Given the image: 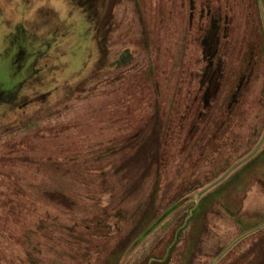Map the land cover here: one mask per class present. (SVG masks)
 I'll use <instances>...</instances> for the list:
<instances>
[{
	"label": "rangeland",
	"instance_id": "rangeland-1",
	"mask_svg": "<svg viewBox=\"0 0 264 264\" xmlns=\"http://www.w3.org/2000/svg\"><path fill=\"white\" fill-rule=\"evenodd\" d=\"M215 11L217 32L230 36L208 59L202 40ZM259 11L257 0H0V264H211L263 224L264 143L252 165L239 171L256 155L195 200L263 138ZM209 84L227 92L243 84L233 138L219 133L222 143L212 145L213 132L202 144L196 137L220 103L214 93L208 110ZM158 119L172 138L155 220L168 216L130 248L154 175L119 169L137 148L126 140L151 133ZM261 253L264 228L217 264H248Z\"/></svg>",
	"mask_w": 264,
	"mask_h": 264
},
{
	"label": "trees",
	"instance_id": "trees-1",
	"mask_svg": "<svg viewBox=\"0 0 264 264\" xmlns=\"http://www.w3.org/2000/svg\"><path fill=\"white\" fill-rule=\"evenodd\" d=\"M258 2H259V0H257V3ZM262 7L264 8V0H262ZM214 15L216 16V18H214L212 20L211 29L208 32V34L206 35V37L202 40L203 54L208 59H212L215 57V54L217 52V45L219 47L221 41H223L224 44L226 45V41L230 36V34L228 32V28H225V27L222 29L220 34L217 32L218 26L221 29V26L219 25L220 13L219 12L217 13V11H215ZM217 16H218V18H217ZM260 22H261V25H260L261 34H262L263 40H264V30H263L264 24H263L261 13H260ZM251 47H252L251 45L247 44L246 53H245V57H244V59H246V61L248 62L244 66V68H246L247 70H249L252 67V65H254L253 60H250V58H249L250 51L252 52ZM220 68L221 67L219 66V70H220ZM219 70H218V68L213 69L215 78H217L218 74H220L219 75V79H220L221 71H219ZM222 76L225 78L224 70L222 71ZM223 77H221V80L222 79L224 80ZM224 85L225 84H209L208 88L206 89V92L204 93L203 97L205 99V103L207 104V107H209V103L211 106V103L214 101V100H211L214 97V96L212 97V95L214 93L216 95H220V97H219L220 103L217 104V106L214 109L216 111L215 117L210 118L209 121L207 122V129L204 130L203 132H201V134L196 135L197 139H199L201 141V142H199L201 144H202V141L206 137L205 132H207L208 130H209L208 133L213 132L211 134V136L213 138L206 141V142H208L209 145H212L215 142L222 143V140L219 139L220 138V135H218L219 133L224 134L223 137H226L228 135V137L233 138L231 131H229L230 130L229 129V126H230L229 122L230 121L232 122V120L230 119V116L232 115V113L235 109V106L237 105L236 102L239 99L237 94H236L237 87L240 85H243V84H237L236 89L234 91H232L233 88L231 86V89L229 90V92H227L226 90H222L224 88ZM246 85H248V84H246ZM239 91H240V87L238 89V92ZM211 108H212V106L209 107L208 110H210ZM164 124H165V122H162L161 119H158L155 122V125L153 126V131H151V133L145 134V131L142 129L135 136H133L134 138L130 137L126 140L127 143H130V145L132 143H133V145L136 144L137 148L135 149L134 153H132L126 159L125 164L122 167H120V169H119L120 173H122L124 177H130L134 173H138V174H140L139 177H141L145 180L148 177V175L150 174V172H153V175H154V183L153 184H154V188H155L154 191H152L150 193V195H148L146 200L143 202L144 206L142 208L141 207L139 208V211H140V209L142 211V219H144L143 225H142L143 226L142 230L139 232V235L141 236V238H138L137 237L138 234H136L135 237L131 241L132 243L129 244L127 247H129L130 245L133 246L134 243H139V241H141L143 238H145L146 235H149L166 218V216H168V214H166L162 218H158L157 220H155L156 219L155 216H156L158 207L156 206L154 200L157 199V193H158V190L160 187L159 181L161 180L162 170H163L164 165H165L166 144L172 138L171 136H168V133L171 131L167 130V128L165 130ZM196 131H197V128L194 127L193 130L191 132H189V134L187 136L193 137L194 133H196ZM181 141H182V145L185 146L184 145L185 141L184 140H181ZM199 143H197L198 149H200V147L202 150H204V149L207 150L209 148L208 145L203 144V146L202 145L200 146ZM222 147L227 148L228 145H226V143H225V145H223ZM261 153L257 154L256 157H254L251 161H249L247 164H245L243 166V168H241L239 171L245 170L246 167L252 165L254 163V161L259 159V156ZM193 168H196V166H193ZM182 186H185V190L183 191V193H189L187 190L189 188L188 184L187 185L182 184L181 189L183 188ZM128 187L130 188L129 190L133 191L134 193H136L135 190L138 189V188H135L133 185H129ZM198 189H200V188H198ZM175 190H176L175 194L180 193V188L175 189ZM189 200H191V199H189ZM199 207H201V203L199 204V206L194 211L192 219L196 218L195 215H196ZM137 220H135L134 223H136ZM132 246H130V248ZM111 256H112V254H111ZM156 262H158V261H156ZM248 264H264V255L261 253V256L256 257L253 262L248 263Z\"/></svg>",
	"mask_w": 264,
	"mask_h": 264
},
{
	"label": "water",
	"instance_id": "water-1",
	"mask_svg": "<svg viewBox=\"0 0 264 264\" xmlns=\"http://www.w3.org/2000/svg\"><path fill=\"white\" fill-rule=\"evenodd\" d=\"M259 8H260V11H261V16H262V20H263V24H264V12H263V7H262V0H259ZM264 143V135H263V138L259 144V146L249 155L247 156L245 159H243L241 162H239L238 164H236L235 166H233L230 170H228L220 179H218L215 183H213L212 185H210L209 187H207L206 189H204L198 197H196V204H198L199 202V197H201L203 194L207 193L208 191L212 190L213 188H215L216 186H218L220 183H222L224 180H226L233 172L234 170H236L237 168H239L240 166H242L243 164L247 163L250 159H252L256 153L260 150L261 146L263 145ZM193 213V210L190 211V214L189 216L187 217L186 221L189 219V217L192 215ZM264 228V223L261 224L260 226H258L257 228L251 230V231H248L242 235H240L238 238H236L235 240H233L212 262L211 264H217V262L222 258L224 257L228 251H230L240 240H242L243 238L249 236L250 234L260 230ZM177 237V236H176ZM170 249V248H169ZM168 249V251H169ZM152 261H155L154 259L151 260Z\"/></svg>",
	"mask_w": 264,
	"mask_h": 264
},
{
	"label": "flooded vegetation",
	"instance_id": "flooded-vegetation-1",
	"mask_svg": "<svg viewBox=\"0 0 264 264\" xmlns=\"http://www.w3.org/2000/svg\"><path fill=\"white\" fill-rule=\"evenodd\" d=\"M24 59H25V53L22 52V51H20V52H19V55H18V57H17V59H16V61H17L18 63H21V62H23Z\"/></svg>",
	"mask_w": 264,
	"mask_h": 264
}]
</instances>
